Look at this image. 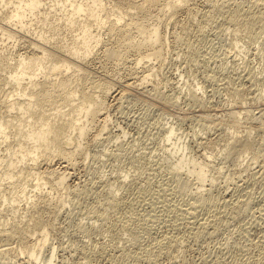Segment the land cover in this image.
<instances>
[{
  "label": "bare ground",
  "instance_id": "bare-ground-1",
  "mask_svg": "<svg viewBox=\"0 0 264 264\" xmlns=\"http://www.w3.org/2000/svg\"><path fill=\"white\" fill-rule=\"evenodd\" d=\"M107 1H110V6H106L104 0H58L63 7L56 8L54 0H0V28L5 30L6 35L10 36V34L13 33L15 36H18V39L21 41L20 50H18L16 54L13 53V50L8 51L6 49H0V144L2 145L0 147V167L2 168V170L0 169V196L2 197V200L0 199V205L1 202H6L4 212L0 210V264L16 263L14 258H17L21 253H28L26 259L22 258L23 261L21 264H34L43 253V257L40 258V260H42L41 264L55 263L53 262V258L56 257L55 253L58 252V246L56 249L55 246L47 243L49 228L47 227L48 224L45 220V216L50 210V204H59L58 207L64 205L66 196L69 193L74 195L73 197H75L77 204H80L79 202L84 198L83 196L88 194L89 191L87 190L89 188L87 189L85 187L87 184L83 185L84 182H82L81 185L80 181L79 183L81 186H79L76 184V181V185L73 183L75 186L71 185L73 186V188H71L66 178L73 173H71L68 168L72 165H76L78 161L80 162L81 159L85 157L86 151L89 148L88 144H91V142L97 143L99 141V132H95V135L92 130L95 126H102L105 129L106 122L110 119H108L109 109L107 110L110 104L108 99L125 95L128 92L127 90L134 86L148 89V92H150L153 97L164 102L170 104L175 103L176 96H174V93L164 94L159 90V78L162 76L161 66L167 61V55H169L167 48L169 42H166V38L163 34L164 28L162 29V27L166 28L167 25L169 26L170 24L171 28L169 29L168 27V29L170 30V35L174 39L177 36L174 30L180 29L184 33L188 55L187 52L185 53L188 58H193L196 55L199 58V53L201 52V48L198 44H193L194 42L192 43L188 40L190 35L196 33L200 36H204L206 31L205 28L208 27L205 23L209 21V19L213 20L215 16H223L224 19H222L225 21L226 29L229 30L233 36L230 35L231 33L228 34L227 32V34L229 37L231 36L234 38L232 42L229 41L231 42L230 45L233 44L232 46L238 45L240 39L244 40V37L247 38L248 43H250V40L254 43L257 42V44H259L258 42H262V40L260 41L259 39L264 38V0ZM62 10H64V12ZM199 11L202 15V19L199 15L201 20L199 19V21H197L198 19L195 17L198 15L197 13H199ZM51 12L53 13L52 15ZM194 14H196L194 18L197 20L193 19L192 16H194ZM50 15L60 23H56L51 29L41 26L39 29L35 30L36 28L33 26L34 22L32 20L38 18L42 24H50L48 23ZM14 20L16 23L13 22ZM203 20H205V23ZM27 21L28 27L26 26ZM209 22H207V24H209ZM216 23L219 22L216 21L214 24ZM188 24H190L191 27H189ZM221 24L219 29L222 26L224 27V22ZM213 26L215 25H212L211 28ZM63 29H68L69 31L73 29L76 32L69 36V38L67 37V39L66 36L62 34ZM209 31L213 32L214 29L213 31L212 29ZM203 32L204 35H202ZM214 34L218 36L217 32ZM227 34L225 33V35ZM216 35L213 36L216 37ZM220 37L218 36L219 39ZM225 38L229 39L226 36ZM195 40H198V38ZM98 44H101L98 48L100 51L95 49ZM241 46L243 47V45ZM235 47L236 46L232 48L234 49ZM252 47L254 46L252 45ZM237 48L239 47H236L235 50ZM259 48L263 50V46ZM238 50L241 49H237V51ZM203 51L205 52V50ZM226 52L224 53L227 56L229 52ZM245 52H247V50ZM203 53L201 52V56ZM211 53L214 52H210V54ZM222 53L223 52L220 53L221 56H223ZM239 53L240 56H242L241 51H239ZM250 53L252 56L255 52L253 54L252 52ZM250 53L248 54L249 56ZM205 54L206 53H204L203 57L206 56ZM215 54L213 57H215ZM217 56L218 55H216V57ZM226 56H223V59ZM234 56H236V54ZM237 56H239V54ZM211 57L209 56L208 58L210 59ZM200 58L202 60V57ZM204 58L203 60L207 57ZM168 59L170 58L168 57ZM195 59L197 60L196 57ZM187 61L189 60L187 59ZM226 61L225 64L229 63V57ZM198 62H200V60ZM201 62L200 64H202ZM213 63H215V60ZM213 63L212 66L214 65ZM216 63L218 64V62ZM195 64L193 63V65ZM225 64L223 66L221 64V66L224 67ZM235 64L238 66L237 62ZM235 64L233 65L234 68L231 63V66L228 67L235 69ZM188 65L191 67L192 64ZM227 65L225 66L226 70L229 69ZM243 65L244 63L242 66ZM219 66L217 65L212 68L210 66V68L216 70L218 68L215 67ZM195 67L197 66L195 65ZM206 67H208V64ZM262 68L264 69V64L261 69ZM202 69L206 68L202 67ZM219 69L222 70L220 67ZM263 69L260 71H264ZM199 71L201 70L199 69ZM205 71H207V69ZM209 71L210 70L207 72ZM229 71L232 72L231 69ZM216 72L207 73V78L211 81L214 80L220 75V72L219 74L217 73L218 75ZM224 74L226 75L228 73L226 72ZM233 74L234 72L232 75ZM235 74L237 77L242 78L241 81L247 79L249 81L247 82V86L248 83H250L249 86L252 87L259 84L258 82L260 81L264 82V74L261 72L259 75L258 72L253 71L252 67L248 65L241 69V71L236 70ZM203 75L202 77H204ZM119 77L123 79L120 80ZM218 78L220 79V77ZM222 78L224 79V76ZM226 78H229V76ZM232 79H234V77H232ZM226 80L227 79H225V81ZM234 81H236V79H234ZM234 81L232 82L233 96H235L236 94L234 95V93L237 92L238 94H246V92H239V90L243 88L240 87L243 83L238 86V83L235 82L237 84L236 86L235 84L233 85ZM4 82L10 85L11 90L5 91L6 88L3 86ZM228 82H231V80H228ZM223 84L221 83V88ZM244 84H246V82ZM261 84L263 85L264 83ZM201 85L197 87V89H199ZM256 87L255 91H253L255 94L251 93L252 99L257 98L256 100L261 102V107L262 104H264V85L262 87ZM201 88L203 91L205 87ZM219 88L215 87V89ZM229 88H231V85L228 89ZM197 89L194 91L192 89H187L189 90L190 97L196 100H198V98L194 92L197 91ZM222 90L224 89L222 88ZM243 90L245 89L243 88ZM249 92H247V95ZM229 93H231L230 90ZM243 95L244 94H242V97ZM129 96H131V93L128 95V98H130ZM233 96L232 99H234ZM238 97L239 96H237V98ZM238 99L240 100L242 98ZM238 99L233 101L236 102ZM137 100L139 101V97ZM107 101L109 102L108 104ZM111 101H114V99H111ZM243 101L240 105L244 104ZM223 103L226 102H222V104ZM229 103L231 105L233 102L230 101ZM258 107L256 108L257 110L260 108ZM251 109L248 106L229 107L228 104L225 108L227 113H225L230 116V121H228V123H231V125L225 126L224 122H222L224 119L220 116H216L215 113L212 114H215V116H208L203 113L204 119L201 118L203 125H201L202 122L200 125L203 126L205 130L202 131L208 133L211 130L219 129L221 133L216 135V138H221L224 144L223 146L222 143L220 144V147H222L221 151L214 154L210 152L211 154H208L206 157L200 156L203 157L202 159L193 155L186 156L182 152L177 153L180 148L178 145H175L174 141L170 142L171 138L176 133H174V125L165 128V139L170 140L169 142L172 145L168 142L166 144H161L162 146L160 147L164 153L160 158L161 161L158 162L155 160L153 162H157L156 164H159L158 166L164 169V173L167 178L170 179L172 185L171 187H167L168 189L159 185L160 189H154L153 187L154 190H151L152 188L149 189L151 186L149 187L148 184H146L147 186L145 184V186H143L142 182V185L139 184V179L137 181L135 177L137 173L135 172V174L133 172V174L130 171L128 173L124 171L125 174L122 173V175L119 173L116 177L113 176L115 177L114 180L104 182L105 186L103 185L104 187L101 189V191H103L101 192L99 190V196L95 201H92L94 206H90V212L88 211L91 214L87 216L92 219L91 221L93 223H90L89 220L88 223L90 224L81 221L82 223L84 222L82 224L79 220L76 223V226L79 227L77 229H80L81 226L83 229L81 230L84 231V234H92L91 228L97 229L98 223L96 224V222L99 221L102 223L101 225L105 227V230H103V228L101 230L107 233L109 232L116 239L117 237L123 238L122 240H124L125 243L120 239L123 243L119 242V240L118 242L122 243L119 245L117 242L118 239H115L117 244L109 242L111 246H109V244V247H107L104 244L107 240L105 242L102 240L104 243L100 244L97 242V245L93 242L96 238L95 240L93 238V241L91 240L94 244L84 239L81 243L73 247L75 249L74 251H76V255L80 258L78 261H76L77 259L75 260L76 264H105L104 261H107V264H133L136 261L137 263L139 262V264H152L161 259H166L168 262L177 261V263L180 262L178 259H181V261L183 260L181 262L182 264H264V204L262 202V204H257L259 208L254 206L257 202V197L255 198L251 193L252 191L250 192L245 188V183L248 185L250 181H253V183L257 181L258 184L264 187V107H261L258 111L255 110L256 112ZM110 130L112 129L110 128ZM222 130H224L223 133ZM100 131L102 132L104 130L101 129ZM215 132L217 133L216 130ZM116 135H118V133ZM196 135H198L196 137L197 139L194 138L196 141L198 139L200 141L201 138L203 140L202 134V137L198 133ZM212 135L210 134V136ZM110 136L114 137V135ZM210 136L209 140L212 139H210ZM106 138L104 136L105 140ZM194 139L192 140L194 141ZM111 141L112 140L109 142ZM121 143H123L121 140H118V143H114L118 151H109L110 148L107 146L108 150L102 148L103 150L100 154H94L97 158H100V155L108 158L109 156L115 155V152L126 151L127 153H133L131 152L130 146L123 147L119 145ZM208 144H210V141L207 145ZM168 145H170V147H168ZM204 145H206L205 142ZM102 146L104 147V145ZM203 148L205 149V147ZM203 150L201 151L202 155ZM98 151L100 150H97V153ZM141 153L142 152H140V154ZM137 155L138 154H134V156ZM139 156H137V160L145 158L143 155ZM54 158L58 160V166L50 164ZM217 158L220 159L222 163L228 162V165L231 164V167H229L231 168V172L226 173L227 175L225 177L228 181L234 182V189L229 192L224 189L226 190L223 191L225 192L223 193L224 195L222 192L220 193L218 191L219 188L223 186V183H221L222 186L220 185L221 187H219L217 179L225 173V168L222 163L214 164V160ZM136 159L134 158L133 161ZM147 161L150 165L149 159H147ZM142 162L140 161L139 165H142ZM241 162H244L242 166H240ZM132 163L131 165H135V163ZM145 164H147V162ZM253 164L259 166L257 170L260 171H255L254 168H251ZM137 169H139V166ZM227 169L225 170L227 171ZM73 172H75V169ZM152 174L148 175L154 176ZM258 174L262 176L257 177L256 175ZM158 175L157 172V176ZM155 176L154 181H157ZM145 179H149V177H145ZM220 179H222V177ZM206 180H208V182ZM105 181H107V179ZM160 182L161 181H159V183ZM148 183L150 184L149 181ZM169 183L167 185H169ZM153 184H155V182ZM255 186H253V188ZM173 192L179 195L178 200L173 198L174 201H172V197H168L171 194L173 195ZM241 192L245 193L242 194ZM257 193L260 194L259 192ZM131 195L135 196V198L130 200ZM73 197H71V199ZM261 199L263 200V198ZM21 200L23 202L20 204L19 210L18 205ZM84 200L86 201V199ZM135 202L139 203L138 206L143 202L147 203L148 207L143 203L142 207L145 206L146 208L144 207L145 209H142L141 207L142 210H138L139 212H137L136 209H134L135 206L133 207ZM81 203L83 202L81 201ZM85 203L88 204L89 202ZM255 207L259 209L256 211H259L258 214H255V212L253 213V210L256 209ZM84 212L86 211L84 210ZM246 215H250L251 217L244 221ZM226 217H228L227 219L232 218L231 220L238 221L239 223L244 222V224H238L240 228H243H241L242 234L239 232L240 228L235 232H238L241 236L243 235L244 238L247 236L248 245L246 242L242 243V241H238L240 243H237L235 240H231L233 238H230L229 240L231 241H226L224 244H222L223 242L220 243L221 247L219 244L215 245L219 246L221 249L218 247L216 248L221 251L218 250L219 252H216L217 249L215 248V253L211 257L208 255L209 258L203 255L200 259L198 258V260L190 262L192 259L190 260L184 257L186 253H184V251H186L185 248L187 246L190 247L188 241L190 242L191 239L201 241L205 237L217 232L219 227L218 223L222 222L223 218L225 219ZM228 221L230 222V219ZM228 221L225 222L227 225ZM234 223L236 225V222ZM99 226L100 225H98V227ZM101 227L102 226H100L99 229ZM161 228H163V230H161ZM248 228H258L260 231L258 233H261L263 239L255 240L256 237H254V240H249L252 236L248 237ZM100 234H103V232L98 235ZM234 234L233 237L235 236ZM254 234L253 236H255ZM111 235H109V237ZM84 237L86 238V236ZM226 237H229V235L225 236V238ZM87 238L89 239L90 237ZM226 239L228 240V238ZM240 239L238 238V240ZM85 240L92 243V245L85 244ZM83 241H85V243ZM246 245L247 247H245ZM205 246H207V244ZM208 248L206 249L208 250ZM42 249H44L43 251L45 252L40 253ZM68 250L69 249H67V251ZM234 250L241 251V254L240 252L239 254L237 252L234 253ZM68 252L69 254L71 253V251ZM60 253L62 254V252ZM207 254H209V252ZM71 255L73 254H70V256ZM62 257L60 256L61 259ZM65 260L59 261L58 263L56 262V264H65ZM167 261L166 264H168ZM20 262L18 263L20 264ZM175 262L173 263L175 264Z\"/></svg>",
  "mask_w": 264,
  "mask_h": 264
},
{
  "label": "rangeland",
  "instance_id": "rangeland-1",
  "mask_svg": "<svg viewBox=\"0 0 264 264\" xmlns=\"http://www.w3.org/2000/svg\"><path fill=\"white\" fill-rule=\"evenodd\" d=\"M54 3H55V7L56 8H60V7H63L61 4H60V2H58V0H54ZM104 3H105V5L106 6H110V1H107V0H104ZM201 10H203V9H201ZM63 12H64V10H62ZM53 13L51 12V15H52ZM198 15V17L196 16L195 17V15L196 14H194V16H192L193 17V19L194 20H197V21H199V19H200V17L202 16L201 15V13H200V11H199V13H197ZM49 16V18H48V23H50V24H42L39 20H38V18L37 19H34V20H32L33 22H34V25L33 26H35V30H37V29H39L41 26H44V27H46L47 29H51V27L52 26H54L56 23H60V22H58L57 20H55L52 16ZM199 15H200V17H199ZM197 18V19H195V18ZM214 18H215V22L217 21V22H219V23H216V24H214L215 22H214ZM213 18V20L212 19H209V21H211V22H209V21H207V22H209V24L212 26V25H215V26H213L212 28H211V26L209 25V24H207V22L205 23V20H203L204 21V23H205V25L207 26L208 25V27H206L205 29H206V31H205V35H204V32L202 33V35H204V36H200V35H198V34H191L190 35V37H189V41L190 42H194L193 44H198L199 45V47L201 48L200 50H201V52L203 53L204 51L203 50H205V52L204 53H206L205 55L206 56H204L203 57V55H204V53H203V55L201 56V52L199 53V58L200 57H202V60H201V58L199 59L198 57H197V55L195 56L196 58H197V60L195 59V57H193V58H191V60H190V58H188L187 57V55H188V51H187V49H186V44H185V40H186V38H184V33L180 30V29H176V30H174V33H176V38L174 39L171 35H170V28H171V25L169 24V26L167 25V27L165 28V27H162V29L164 28V30H163V34H164V36H165V38H166V42L168 41L169 43L167 44L168 45V51H169V55H167V61L166 62H164V64H162V66H161V74H162V76L159 78L160 79V91L162 92V93H164V94H172V93H174L175 95L174 96H176L175 97V103H173V104H170V103H167V102H164V101H162V100H160V99H157V98H155V97H153L151 94H150V92H148V89H142V88H139V87H134V86H132V88H129L127 91V93L125 94V95H121V91H120V95L121 96H116L115 98L114 97H112V98H110V99H108L109 100V102H110V104L108 105L109 107H107V110L109 109V112H108V119L109 120H107V122H106V127H105V129L102 127V126H95L94 128H93V133L96 135V133L95 132H99V144H98V142L97 143H93V142H91V144H88V149H87V151H86V155H85V157L83 158V159H81V161L79 162L78 161V163H76V165H77V167H76V165H72L71 167H69L68 168V170L71 172V173H73V174H70L67 178H66V180L68 181V184H70V186L71 185H73V183L75 184V182H76V184H78L79 186H81L82 185V182H84L83 183V185H86L87 184V186H85L88 190L87 191H89L88 192V194H86L85 196H83L84 198L81 200L83 203H81V201L79 202L80 204H77V201L75 200V197H73L74 195H72V193H69L67 196H66V201L64 202V205H61V207H58V205L59 204H56V203H52V204H50L49 205V212L47 213V215L45 216V220L47 221V227L49 228V230H48V233H47V243L48 244H50V245H53V246H55V248L58 250V252L60 251V252H62V254L59 252H57V253H55V258H53L54 260H53V262H55V263H53V264H56V262L58 263L59 261H63V260H65L66 258V260L64 261V263L66 264H69V263H74V264H76V261H78V259H80L79 258V256L78 255H76V251H74L75 249L73 248V247H75L76 245H78L79 243H81V241L82 240H84V239H86V240H88V241H91L93 238H94V240H95V238H96V240L95 241H93V242H95V244H97L98 245V243L97 242H99V244L100 243H104L106 240V243H104L107 247H109V246H111V243H116L117 244V242L121 239V238H119V237H117V239L116 238H114L109 232V234L107 233V232H105V231H103V230H105V227H103V225H101L102 223H100L99 221L98 222H96V224H97V229H92L91 227V233L92 234H87V233H83L84 231H82L83 229H82V227L80 226V229H77V228H79L78 226H76V223L80 220V222L81 221H85V223L86 224H90L92 221V219L91 218H89V216H87V215H89V214H91V213H89L90 212V209H91V207L92 206H94V203L92 202V201H95L96 200V198L99 196V194H100V191H101V189L105 186L104 184V182H108V181H111V180H114V178L120 173L121 175H122V173L123 174H125L124 173V171L126 172V173H128L129 171L130 172H136L135 174V177L137 178V181H138V179H139V184H141L142 185V183H143V186H145L146 184H148L149 185V189H151V190H154L155 188H158V189H160L159 187L160 186H163V187H165V189L167 188V187H171V181H170V179H168L167 178V176H166V174L164 173L165 171H164V169L163 168H161V167H159L158 165L159 164H156L155 162H153V161H158V162H160L161 160H160V158L162 157V155L164 154L163 153V150H162V148L160 147V146H162L161 144H166L167 142L168 143H170V142H173L174 141V143H175V145H178V147L180 148L178 151H177V153H183V154H185L186 156H188V155H193V156H195V157H200V156H207L208 154H214V153H218L219 151H221V149H222V147H220L221 145V143H222V146H223V144H224V141L221 139H217L216 137V135H218L219 133H221V132H219V129H215L216 131H217V133L215 132V130H211V131H209L208 133H205L204 131H202V130H205L204 128H203V126H201V125H203V122H202V119L201 118H203V113H204V115L206 114V115H208V116H215V114H216V116H220L221 118H223L224 119V121L222 120V122H224V126L225 125H231V123H228V121H230V116H228V115H226V111H225V108L228 106V104H229V107H241V106H248L251 110H256V111H258L261 107H264V104H262V106L260 107V103L261 102H259V101H257L256 99L257 98H254V99H252V94L251 93H254L253 91H255V89L257 88L256 86H260V87H262L263 85L261 84V83H264V82H262V81H260V82H258L259 84H257L256 86H249L250 85V83H248V86H247V82H249L247 79L246 80H242L241 81V79L242 78H240V77H237L236 76V74H235V71L236 70H240L241 71V69H243L244 67H247V65L249 66V67H252V70L253 71H255V72H258V74L259 73H263L264 74V71H260V70H262L261 69V67L263 66V64H264V54H263V50H264V38L263 39H259L260 41L262 40V42H258L259 44H257V42H252V41H250L249 40V42L250 43H248V40H247V38L246 37H244L243 39L244 40H247V41H244V40H242V39H240V41H239V43H238V45H234V46H236V47H239V48H237V49H241V50H238L237 51V49L235 50V48L233 49L232 47H234V46H232V45H230L231 44V42L234 40V38L233 37H229L228 36V34H230L231 32L229 31V30H227L226 29V24H225V21L223 20L224 18H223V16H215ZM223 18V19H222ZM201 19H202V17H201ZM200 19V20H201ZM219 20H222V21H219ZM184 21V20H183ZM213 21V22H212ZM14 23H16V21L14 20L13 21ZM185 22V21H184ZM222 22H224V27L222 26L220 29H221V32H220V29H219V27L221 26V25H223V24H221ZM213 23V24H212ZM221 24V25H220ZM189 25V27H191V25L190 24H188ZM217 25H219V26H217ZM26 26L28 27V21H27V23H26ZM166 26V25H165ZM210 26V27H209ZM168 27H169V29H168ZM215 27V28H214ZM218 28V29H217ZM212 29V31H213V29H214V31L213 32H211V31H209V30H211ZM32 30V29H31ZM169 30V31H168ZM217 30H219V31H217ZM226 32H225V31ZM6 32H7V30H6ZM76 31H74L73 29H71V31H69L68 29H63L62 30V34L63 35H65L66 36V38L68 37L69 38V36H71L72 34H74ZM210 32V33H209ZM217 32V34H218V36L220 37L221 35H223V36H221L220 37V39L218 38V36L216 35V34H214V33H216ZM227 34V32H228V34L227 35H225V33ZM264 32V31H263ZM208 34H209V36H208ZM211 34H213V35H216V37H214L213 35H211ZM227 37V38H229V39H226L225 38V36ZM230 35H232V33L230 34ZM199 36V37H198ZM208 36V37H207ZM212 36V37H211ZM233 36V35H232ZM195 37V38H194ZM201 37V38H200ZM203 37V38H202ZM263 37V36H262ZM261 37V38H262ZM19 37L18 36H15V34H13V33H11L10 34V36H8V35H6L5 34V30L4 29H1L0 28V49H6V50H8V51H12L13 50V53L14 54H16V52L18 51V50H20V47H21V41H20V39H18ZM67 38V39H68ZM198 38V40H195V39H197ZM205 38V39H204ZM201 39V40H200ZM203 39V40H202ZM229 41H231V42H229ZM242 41V42H241ZM190 42H189V45H190ZM253 43V44H252ZM263 43V44H262ZM243 45V47L241 46V45ZM254 46V47H252V45ZM100 45L101 44H98L96 47H95V49H97V50H99L100 51V49H98L99 47H100ZM241 46V47H240ZM246 46V47H245ZM262 47L263 46V50H260L261 48H259V47ZM245 47V48H244ZM258 47V48H257ZM247 48H249V49H247ZM258 51H256L255 49ZM227 49V50H226ZM247 50V52H245L246 50ZM214 52V53H211L210 54V52ZM248 50H251V51H248ZM254 50V51H253ZM207 51H208V54H207ZM227 51V52H226ZM235 51V52H234ZM239 51H241V55L243 56H240V53H239ZM242 51H243V53H242ZM185 52H187V55H186V53ZM215 52H216V54H215ZM221 52H223L222 53V55L223 56H226V54L224 53V52H226V53H228V57H229V63H227V64H225L226 62H228V61H226V60H228V57L226 56L224 59H225V61H224V59H223V56H221ZM250 52H252V56H251V53ZM217 53H219V54H217ZM233 53H235L236 54V56H234L235 54H232ZM239 54V56H237L238 54ZM250 53V56L248 55ZM259 55H258V54ZM263 55H262V54ZM214 54H215V57H213L214 56ZM232 56H231V55ZM216 55H218L217 57H216ZM248 55V56H247ZM255 55H256V57H255ZM171 56V57H170ZM211 57L210 59L208 58V57ZM258 56V57H257ZM260 56V57H259ZM168 57L170 58V59H168ZM184 57H185V59H184ZM233 57V58H232ZM203 58L207 61H205V60H203ZM216 58V59H215ZM219 60H218V59ZM227 58V59H226ZM232 58V59H231ZM237 58V59H236ZM187 59L190 61H187ZM192 59H194V60H192ZM200 60V62L202 63V64H200V62H198L199 60ZM213 61H212V60ZM234 59H235V61L237 62V64H238V66L235 64L236 62L234 61ZM184 60H185V62H184ZM208 60H210V61H208ZM214 60H215V63H213L214 62ZM223 60V61H222ZM234 61V63H233V61ZM197 61V62H196ZM195 64V62H196V66L197 67H195V65H193V63ZM216 62H218V64L216 63ZM223 62V63H222ZM244 63V67L242 66V64ZM205 63H207L208 64V67H206L207 66V64H205ZM211 63V64H210ZM212 63L214 64L213 66H212ZM230 63H231V65H232V63H233V65L235 64L236 66H235V69H233L234 68V66L232 65V67L231 68H229L231 65H230ZM247 65H246V64ZM188 64H192L191 65V67L188 65ZM198 64V65H197ZM200 64V65H199ZM204 64H205V66H204ZM221 64H222V66L225 64V66L227 65V68H229V69H227L226 70V67L224 68V67H222L221 66ZM262 64V65H261ZM164 65V66H163ZM188 65V66H187ZM219 66L220 68H222V70L221 69H219V67H215V68H218V69H214L213 68V70L211 69L212 67H214V66ZM210 66H211V68H210ZM229 66V67H228ZM197 68V69H195V68ZM199 67H201V68H199ZM202 67H205L206 69H207V71L208 70H210L209 72H207V71H205L206 69H202ZM240 67H243V68H240ZM194 68V69H193ZM202 71V74H201V71H199V69ZM237 68V69H236ZM240 68V69H239ZM232 70V72H230L229 70ZM219 70H221L222 72H223V75H222V72L221 71H219ZM264 70V69H263ZM206 73H205V72ZM217 71V72H216ZM204 72V73H203ZM210 72H216V74L218 73L219 74V72H220V75H216L217 77L214 79V80H209L208 78H207V73H210ZM228 73V74H230V75H228V74H224V73ZM234 72V74L232 75V73ZM201 75H200V74ZM204 74V75H203ZM206 74V75H205ZM202 75L204 76V77H202ZM229 76V78H226V77H228ZM260 75V74H259ZM224 76V79L222 78V77ZM162 77H163V79H162ZM218 77H220V79L218 78ZM232 77H234V79H236V81H234V79H232ZM237 77V78H236ZM202 79V82H201V79ZM221 78H222V80H221ZM231 78V79H230ZM119 79H120V77H119ZM121 79H123V78H121ZM120 79V80H121ZM204 79H206V80H204ZM225 79H227L226 81H225ZM165 80V81H164ZM200 80V81H199ZM207 80H209V81H211V82H209V81H207ZM228 80H231V82H228ZM234 81V83H233V85L235 84L236 86H237V84L236 83H238V86H240L241 85V83H243V85L242 86H240V87H243L245 90H249V91H251V92H249V91H245V90H243V88H241V90H239V92L241 93V92H246V94L245 93H241V94H238V92L237 93H234V95L236 94L237 96H239L238 98H244V96H245V98L242 100V99H238L237 98V96L235 95V96H233V86H232V82ZM239 80V81H238ZM172 81V82H171ZM206 81V82H205ZM216 81V82H215ZM223 81V82H222ZM164 82H165V84H164ZM175 82V83H174ZM208 82V83H207ZM213 82H215V83H213ZM236 82V83H235ZM246 82V84H244ZM171 83V84H170ZM174 85H173V84ZM204 83H206V84H204ZM218 83H219V85H218ZM221 83L223 84H225V83H228V84H225V85H227V86H225L224 84V86L226 87V89H225V87L222 85V88L224 89V90H222V88H221ZM231 83V84H230ZM240 83V84H239ZM170 84V85H169ZM201 85V87H205V88H203L204 90L202 91V88L200 89H197V87H199L200 85ZM209 84V85H208ZM211 84V85H210ZM216 84H217V86H216ZM171 85H173V86H171ZM176 85H177V87H176ZM205 85V86H204ZM212 85H213V89H212ZM230 85H231V88H229L228 89V87H230ZM4 88H6V90L5 91H9V90H11V88H10V85L9 84H7V83H5L4 82ZM207 86V87H206ZM219 86H220V88H219ZM236 86H234V87H236ZM210 87H211V90H210ZM215 87H218L219 89H215ZM239 87V88H240ZM246 87H247V89H246ZM249 87V88H248ZM254 87V88H253ZM256 87V88H255ZM119 88V87H118ZM175 88H176V90H175ZM207 88V89H206ZM187 89H192L193 91L195 90V89H197V91H195L194 92V94L196 95V97L198 98V100H196V99H194V98H192V97H190V94H189V90H187ZM251 89V90H250ZM253 89V90H252ZM207 90H208V92H207ZM216 90V91H215ZM228 90V91H227ZM229 90H230V92L231 93H229ZM259 90V89H258ZM212 91V92H211ZM214 92V93H213ZM217 92V93H216ZM228 92V93H227ZM247 92H249L248 93V95H247ZM257 92V91H256ZM129 93V94H128ZM130 93H131V96H129L130 98H128V95H130ZM206 93V94H205ZM211 93H213V94H211ZM143 94V95H142ZM231 94V95H230ZM242 94H244L243 95V97H242ZM255 94V93H254ZM132 95H134V96H132ZM136 95V96H135ZM222 95V96H221ZM250 95V96H249ZM232 96H233V98L234 99H232ZM119 99H118V98ZM123 97V98H122ZM124 97H125V99H124ZM136 97V98H135ZM138 97H139V101L137 100L138 99ZM248 99H247V98ZM122 98V99H121ZM135 98V99H134ZM111 99L113 100L114 99V101H111ZM141 99H142V101H141ZM148 99V100H147ZM232 99V100H231ZM237 100L238 99V101H240V102H238V101H236V102H234L233 100ZM249 99H251V100H249ZM121 100V101H120ZM146 101V102H145ZM231 101V102H233L231 105H230V103L229 102ZM244 102V104L243 105H240V104H242L241 102ZM246 101V102H245ZM248 101V102H247ZM252 101V102H251ZM255 101H256V105H255ZM108 101H107V104L109 103ZM148 102V103H147ZM222 102H228L227 104L226 103H223L222 104ZM239 104H238V103ZM250 102H251V104H250ZM254 102V103H253ZM259 102V103H258ZM117 103V104H116ZM146 103V104H145ZM150 103V104H149ZM235 103H237V104H235ZM106 104V105H107ZM234 104H235V106H234ZM148 105V106H147ZM227 105V106H226ZM258 105H259V107H258ZM147 106V107H146ZM170 107V108H169ZM172 107V108H171ZM259 108L258 110L256 109V108ZM255 108V109H254ZM217 111V112H216ZM255 111V112H256ZM226 112V113H225ZM213 113H215L214 115H212ZM110 114V115H109ZM110 116V117H109ZM186 117V118H185ZM185 118V119H184ZM204 119V118H203ZM109 122V123H108ZM202 122V124L200 125V123ZM99 123V122H98ZM108 123V124H107ZM108 125V126H107ZM169 125V126H168ZM174 125V133H175V135H173V137L171 138V141L170 140H166L165 139V128H167V127H170V126H173ZM201 126V127H200ZM223 126V125H222ZM108 127V128H107ZM176 127V128H175ZM97 128V129H96ZM110 128L112 129V130H110ZM201 130H200V129ZM101 129H103L104 131H100ZM109 129V130H108ZM176 129V130H175ZM197 129H199L198 131H196ZM95 130V131H94ZM97 130H99V131H97ZM108 130V131H107ZM114 130V131H113ZM110 131V132H109ZM115 131H116V133H115ZM117 131H120V132H117ZM195 131H196V133H195ZM223 131L224 130H222V133H223ZM225 131H226V129H225ZM114 132V133H113ZM200 132V133H199ZM202 132V133H201ZM205 134H204V133ZM211 132V133H210ZM214 132V133H213ZM92 133V132H91ZM100 133H101V136H100ZM118 133V135H116ZM192 133V134H191ZM193 133H194V135H193ZM200 134V136H201V134H202V136H203V140H206V141H203L202 140V138H201V140L199 141V139L196 141L195 139H197L196 137L198 136V135H196V134ZM213 136H210V134ZM114 135V137H111L110 135ZM204 134V135H203ZM210 136V139L211 140H209V136ZM214 134H215V136H214ZM108 135V136H107ZM116 135V136H115ZM90 136H91V134H90ZM89 136V137H90ZM104 136H105V138H106V140L104 139ZM120 136V137H119ZM194 136V137H193ZM201 136V137H202ZM206 136H208V137H206ZM110 137V138H109ZM208 139H206V138ZM195 138V139H194ZM205 138V139H204ZM115 140V142L116 143H118V140H121L123 143H121V144H119V145H121V146H123V147H125V146H130L131 147V152H133V153H127L126 151H122V152H115V155H113V156H109L108 158H106V156H104L103 157V155H100V158H97L96 156H95V154H100L101 153V151L103 150V149H105L106 148V150H108V147L107 146H109V148H110V150L109 151H113L114 152V150L115 151H118V150H116V144L114 145V140ZM192 139H194V141L192 140ZM214 139V140H213ZM101 140V141H100ZM104 140V141H103ZM110 140H112L111 142H113V143H111V142H109ZM218 140V141H217ZM223 141V142H220V141ZM170 141V142H169ZM201 141H203V142H201ZM209 141H210V144H208L207 145V143H209ZM101 142H103V143H101ZM197 142V143H196ZM200 142V143H199ZM204 142H205V144L206 145H204ZM101 143V144H100ZM203 143V144H202ZM100 145V146H96V145ZM197 144V145H196ZM201 144H202V147H201ZM91 147H90V146ZM94 145V146H93ZM102 145H104V147L102 146ZM114 145V146H113ZM118 145V146H119ZM170 145H172L171 143H170ZM170 145H168V147H170ZM2 145L0 144V147H1ZM102 146V147H101ZM117 146V147H118ZM198 146V147H197ZM115 147V148H114ZM203 147H205V149L203 148ZM103 148V149H102ZM114 148V149H113ZM203 150V155L201 154L202 152V150ZM220 149V150H219ZM97 150H100V151H98V153H97ZM143 150V151H142ZM201 150V151H200ZM136 152V153H135ZM138 152V153H137ZM140 152H142L141 154H140ZM146 152V153H145ZM185 152V153H184ZM206 152V153H205ZM211 152V153H210ZM95 153V154H94ZM118 153H121V154H118ZM149 153V154H148ZM118 154V155H117ZM133 154V155H132ZM134 154L136 155V154H138L137 156H141V155H143L145 158H143V159H141V158H139V159H141V160H137L136 158H137V156H134ZM144 154H146V155H144ZM201 154V155H200ZM206 154V155H205ZM139 156V157H140ZM149 156V157H148ZM103 157V158H102ZM132 157H134L136 160L135 161H137V162H135V161H133L134 160V158H132ZM197 157V158H198ZM203 157H200L201 159L203 158ZM151 158H152V160H151ZM156 158V159H155ZM199 158V159H200ZM219 158V157H218ZM215 159L213 162H214V164L216 165V164H221L222 162H221V160L220 159ZM147 159H149V162H150V165L148 164V161H147ZM154 159V160H153ZM159 159V160H158ZM218 160V161H217ZM220 160V161H219ZM132 161H133V163H135V165H131V163H132ZM142 162V161H145V162H142V165H139V162ZM147 162V164H145ZM218 162V163H217ZM132 163V164H133ZM151 163H155L154 165L153 164H151ZM228 162H223L222 164L224 165V168L225 169H227V167H228V169H227V171L224 169V174H222V176H219L220 178L222 177V179H220L219 177H218V181H217V183H218V185H219V187H221L222 185V187L221 188H219V192L221 193L222 192V194L223 193H225V192H223V191H226L227 190V192H229V191H232L233 189H234V182L233 181H228L227 180V178L225 177L227 174L226 173H230L231 172V168H229V167H231L230 165H228L227 164ZM51 165H53V166H58V160L57 159H53L52 160V163H50ZM81 164V165H80ZM242 164H244V162L242 163H240V166H242ZM154 166V168H153V166ZM227 165V166H226ZM138 166H139V169H137L138 168ZM140 166H142V167H140ZM146 168H145V167ZM150 166H151V168H150ZM161 166V165H160ZM254 166V167H253ZM253 166H251V168H254L255 169V171H260V170H257L258 169V167L259 166H257V165H254L253 164ZM73 168V169H72ZM149 168V169H148ZM0 169L2 170V168L0 167ZM72 169V170H71ZM74 169H75V172H73L74 171ZM253 169V170H254ZM128 170V171H127ZM151 170V171H150ZM153 170V171H152ZM158 170V171H157ZM162 172H161V171ZM149 171V172H148ZM154 171H155V173H154ZM148 172V173H147ZM153 174H152V173ZM157 172H158V174L160 175V174H162V175H158L157 176ZM133 173V174H134ZM210 173V172H209ZM77 176H76V175ZM114 174V175H113ZM148 174H152V175H154L155 176V174H156V180L158 181H154L155 180V178H154V176H150V175H148ZM72 175V176H71ZM140 175V176H139ZM75 176V177H74ZM113 176H115V177H113ZM139 178H138V177ZM162 176H164V177H162ZM166 176V177H165ZM257 177L258 176H262L261 174L259 175H256ZM71 177V178H70ZM145 177L147 178V177H149V179H145ZM158 177H159V180H158ZM162 177V178H161ZM75 178V179H74ZM113 178V179H112ZM145 180H144V179ZM260 178V177H259ZM107 179V181H105ZM151 179V180H150ZM168 181H167V180ZM220 179V180H219ZM223 179H224V181H223ZM75 180V181H74ZM141 180V181H140ZM153 180V181H152ZM164 180V181H163ZM167 182H166V181ZM81 181V182H80ZM147 181V182H146ZM148 181L150 182V184L148 183ZM159 181H161L160 183H159ZM207 182H208V180H206ZM221 181V182H220ZM223 181V182H222ZM227 181V182H226ZM81 183V185H80V183ZM142 182V183H141ZM145 182V183H144ZM155 182V184H153ZM157 182V183H156ZM170 182V183H169ZM226 182V183H225ZM255 182V181H254ZM152 183V184H151ZM163 183V184H162ZM166 185H165V184ZM169 183V185H167ZM220 183V184H219ZM221 183H223L222 185H221ZM229 185H228V184ZM75 184V185H76ZM145 184V185H144ZM158 186H157V185ZM162 184V185H161ZM246 185H247V183H245ZM252 184V185H251ZM254 184V185H253ZM257 184V185H256ZM75 185H73V186H75ZM104 185V186H103ZM155 185V186H154ZM160 185V186H159ZM221 185V186H220ZM225 185V186H224ZM245 185V188L247 189V190H249L253 195H254V197L257 199V202H256V204H254V206H256L257 207V204H264V187H263V185L261 186V184H258V182L256 181L255 183H253V181H250V184H249V182H248V185L246 186ZM256 185V186H255ZM73 186H71V188H73ZM78 186V187H79ZM102 186V187H101ZM147 186V185H146ZM229 186V187H228ZM230 186H231V188H230ZM253 186H255L254 188H253ZM259 186V187H258ZM100 187V188H99ZM153 187H154V189H153ZM224 187V188H223ZM250 187H252V188H250ZM263 187V188H262ZM228 188H230V189H228ZM244 188V189H245ZM257 188H259V189H257ZM261 188V189H260ZM90 189H91V191H90ZM168 189V188H167ZM221 189V190H220ZM224 189H226V190H224ZM251 189H253V190H251ZM256 189V190H255ZM100 190V191H99ZM98 191V192H97ZM103 191V190H102ZM101 191V192H102ZM259 192L260 194H258L257 192ZM95 192V193H94ZM262 192V193H261ZM94 193V194H93ZM99 193V194H98ZM242 194L243 193H245V192H241ZM176 194V195H175ZM256 194V195H255ZM72 195V196H71ZM224 195V194H223ZM252 195V196H253ZM262 195V196H261ZM95 196V197H94ZM172 197V201H174V199L175 200H178V198H179V195L175 192H173V195L171 194V195H169L168 197L169 198H171ZM175 196V197H174ZM71 197H73L72 199H71ZM94 197V198H93ZM259 197H261V198H263V200L261 199V198H259ZM132 198H135V196H133V195H131V198H130V200L132 199ZM168 198V199H169ZM174 198V199H173ZM259 198V199H258ZM0 199L2 200V197L0 196ZM70 199H71V201H70ZM84 199H86V201L84 200ZM94 199V200H93ZM136 199H137V197H136ZM139 199V198H138ZM70 202H69V201ZM260 200V201H259ZM76 203H75V202ZM89 202L88 204H86L85 202ZM22 200L21 201H19V205H18V209L20 210V204H22ZM262 202V203H261ZM144 203V202H143ZM143 203L141 204V205H139L138 206V202H135L134 203V205H133V207H134V209H136V211L137 212H139L138 210H142L145 206L146 207H148V204L147 203H144V204H146L144 207H142L143 206ZM90 204H92V205H90ZM137 204V205H136ZM88 205V206H87ZM91 206V207H90ZM137 206V207H136ZM139 207H140V209H139ZM141 207H142V209H141ZM145 207V208H146ZM255 207V208H256ZM4 208H6V202H1V205H0V210L2 211V212H4ZM144 208V209H145ZM257 208H259V207H257ZM254 209L253 210V213L255 212V214H258V212H256L257 210H259V209ZM89 209V210H88ZM55 210H57V211H55ZM84 210L87 212H84ZM89 211V212H88ZM8 212V211H7ZM84 213V214H83ZM86 214V215H85ZM249 217V218H248ZM250 215H246L245 216V218H244V221H246V220H248V219H250ZM228 217H226L225 219L223 218V221L222 222H219L218 224V226L220 227H218V230H217V232H215V233H213L212 235H210V236H207V237H205L204 239H202L201 241L200 240H190V242H191V244H190V242L188 241V245H190V247L189 246H187L186 248H185V250L186 251H184V257L186 258L187 257V259L189 258L190 260V262H192L193 260L195 261V260H198V258L200 259V257H202L203 255H205L204 257H207L208 255L211 257L214 253H215V251L214 250H216L217 249V251L216 252H219V251H221V250H219V249H221V248H219V246L221 247V244L220 243H222V244H224V242H226V241H231V240H235L237 243H240L241 241H242V243H244V242H246L247 243V236H245V238H244V236H243V238H242V236L241 235H239L238 234V232L236 233L235 231L237 230H239V228H240V225H238V224H244V222H242V223H239L238 221H235V220H231L232 218H229L230 219V222L228 221L229 219H227ZM90 220V223H88V221ZM87 221V222H86ZM93 221H94V219H93ZM228 221V225H227V223H225V222H227ZM225 224H224V223ZM234 222H236V225H235V223ZM82 223V222H81ZM84 223V222H83ZM82 223V224H83ZM93 223V222H92ZM221 223V224H220ZM223 223V224H222ZM234 223V224H233ZM98 225H100V226H102L100 229H99V227H98ZM221 225V226H220ZM224 225H226V226H224ZM234 225H235V227L237 226H239L238 228L236 227V229H235V227H234ZM234 227V228H233ZM103 228V230H101ZM242 228V227H241ZM241 228H240V231L239 232H241L242 230H241ZM82 229V230H81ZM243 229V228H242ZM249 230H248V237H251L252 236V238H250L249 240H254L255 238L254 237H256V239L255 240H259V239H263L262 238V235H261V233H258V232H260L259 230H258V228H248ZM80 230H81V232H80ZM100 230V231H99ZM161 230H163V228H161ZM230 230V231H229ZM251 230V231H250ZM255 230V231H254ZM258 230V231H257ZM98 231V232H97ZM231 231H232V233H231ZM255 233H253V232ZM257 231V232H256ZM103 232V234H100V235H98L99 233H102ZM119 232V231H118ZM251 232V233H250ZM83 233V234H82ZM230 233V234H229ZM235 233V234H234ZM250 233V234H249ZM258 233V234H257ZM94 234H95V236H94ZM105 234H108V235H105ZM233 234L236 236H234L233 237ZM240 234H242V232L240 233ZM252 234V235H251ZM253 234L255 235V236H253ZM89 235V236H88ZM91 235V236H90ZM94 237H93V236ZM109 235H111L110 237H109ZM227 235H229V237H226V238H228V240L225 238V236H227ZM239 235V236H238ZM250 235V236H249ZM258 235V236H257ZM84 236H86V238L84 237ZM97 236V237H96ZM99 236V237H98ZM104 236V237H103ZM212 236V237H211ZM87 237H90L89 239L87 238ZM92 237V238H91ZM103 237V238H102ZM108 237H109V239H108ZM209 237V238H208ZM259 237V238H258ZM261 237V238H260ZM206 238H208V239H206ZM225 238V239H224ZM230 238H233V239H231V240H229ZM238 238L240 239V240H238ZM97 239H99V240H97ZM117 240V242H116V240ZM123 239V238H122ZM121 239V240H122ZM85 240V241H86ZM102 240H104V242H102ZM110 240V241H109ZM111 240H113V241H111ZM119 241V242H124V240H122V241ZM224 240V241H223ZM264 240V239H263ZM32 241V240H31ZM85 241H83L84 243H85ZM88 241H86V243L85 244H91L92 245V243H90V242H88ZM115 241V242H114ZM196 241V242H195ZM238 241H240V242H238ZM109 242H111V243H109ZM118 242V243H119ZM122 242V243H123ZM201 242V243H200ZM14 243V242H13ZM12 243V244H13ZM122 243H119V245L120 244H122ZM125 243V242H124ZM193 243V244H192ZM208 243H210V244H208ZM94 244V243H93ZM110 244V245H109ZM207 244V246L210 248V250H209V248L207 247V246H205ZM211 244H212V246H211ZM214 244V245H213ZM219 244V246H215V245H218ZM249 243H247V245H248ZM109 245V246H108ZM113 245V244H112ZM247 245L245 246V247H247ZM193 247H194V249H193ZM214 247V248H213ZM216 247H218V248H216ZM71 248V249H70ZM72 248H73V251H72ZM206 248H208V250L206 249ZM213 248V250H212V252H211V249ZM216 248V249H215ZM61 249V250H60ZM65 249V250H64ZM67 249H69L68 251H71V253L70 254H73V255H71L72 257L73 256H75V257H71L70 256V254H69V252L67 251ZM188 249V250H187ZM192 249V250H191ZM44 249H42V251L40 252V253H43V252H45V251H43ZM56 250V251H57ZM207 250V251H206ZM219 250V251H218ZM65 251V252H64ZM73 252V253H72ZM75 252V253H74ZM209 252V254H207ZM238 253L239 254V252H240V254H241V251H239V250H237V251H235L234 250V253ZM211 253V254H210ZM44 254V253H43ZM43 254H42V256L40 255L39 257L40 258H42L43 257ZM64 254V255H63ZM207 254V255H206ZM59 255V256H58ZM28 256V253H21L17 258L18 259H20V260H18L17 258H14V261L16 262V263H18V262H20V264L22 263V261H23V259L22 258H24V259H26V257ZM60 256L62 257V259L60 258ZM209 256H208V258H209ZM64 257H66V258H64ZM77 257V258H76ZM40 258H38V260L34 263V264H41V262H42V260H40ZM59 258V259H58ZM75 258V259H74ZM16 259H17V261H16ZM71 259V260H70ZM74 259V260H73ZM77 259V260H76ZM69 260V261H68ZM76 260V261H75ZM180 260V262H178L177 263V261L175 262V261H167L166 259H161V260H159L158 262H156L157 264L159 263L160 264V262H161V264H166V261H167V263L168 264H174L173 262H175V264L177 263V264H180L182 261H181V259H178V261ZM67 261V262H66ZM74 261V262H73ZM25 262V261H24ZM164 262V263H163ZM16 263H14V264H16ZM104 263L105 264H107V261L105 262L104 261ZM140 263H141V261H140ZM156 263H152V264H156ZM19 264V263H18ZM133 264H139V262L137 263V261L136 262H134ZM182 264V263H181ZM183 264H185V263H183Z\"/></svg>",
  "mask_w": 264,
  "mask_h": 264
}]
</instances>
